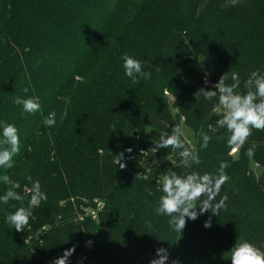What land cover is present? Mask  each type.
Instances as JSON below:
<instances>
[{"label": "trees", "instance_id": "16d2710c", "mask_svg": "<svg viewBox=\"0 0 264 264\" xmlns=\"http://www.w3.org/2000/svg\"><path fill=\"white\" fill-rule=\"evenodd\" d=\"M124 53L142 61L148 80L133 84L123 75ZM255 69L264 72V0H0V119L14 123L21 138L14 166L4 171L21 185L15 191L24 204L27 176L47 195L19 231L4 216L21 201L0 204V264H52L69 248L68 264H149L161 248L165 264H230L236 239L264 247V130L252 129L230 157L226 130L216 126L219 107L202 90L215 91L235 71L242 93ZM17 96L39 97L40 110L22 114ZM50 111L56 124L45 127ZM182 122L218 141L222 159L215 152L211 170L194 168L211 173L228 161L220 190L228 199L216 216L197 206L181 234L166 219L173 238L165 243L167 235L163 242L155 236L159 224L147 200L159 197L154 185L164 171L179 170L178 154L153 149L159 128ZM191 145L200 155L199 141ZM253 164L263 168L260 176ZM9 187L0 184V195ZM95 201L105 203L99 219L77 220ZM151 225L146 238L142 227Z\"/></svg>", "mask_w": 264, "mask_h": 264}, {"label": "clouds", "instance_id": "9594fccd", "mask_svg": "<svg viewBox=\"0 0 264 264\" xmlns=\"http://www.w3.org/2000/svg\"><path fill=\"white\" fill-rule=\"evenodd\" d=\"M235 4L236 0H232ZM123 75L133 84L141 79L148 80L151 73L144 70L142 61L133 55L124 53L120 56ZM78 78V77H77ZM231 79V84L225 81ZM239 74L235 71L223 74L215 83V91L203 90L206 100L215 98L216 105L223 109L216 126L226 130V146L229 155L242 147L252 134V129L264 130V72L259 69L252 70L244 81L245 91L237 92L240 86ZM27 92V89H24ZM13 103L19 105L21 113L34 114L40 108L39 97L17 96ZM56 124V113L50 111L43 119L45 127ZM158 138L155 139L156 149H169L175 151L178 159V171H164L156 180L159 184L160 195L157 199L155 214L167 218V223L172 231L182 233L186 218L195 220L199 214L211 211L212 215L225 206L227 196H221V186L227 181L226 169L230 167L228 161L221 160L214 172L200 173L194 166L199 165L201 160L195 147L186 142L184 131L180 124H174L170 130L168 126L157 130ZM212 137L206 132L199 133V148H207ZM21 151V138L19 130L14 123L0 119V184L10 187L0 195V204H8L9 200L21 201L15 210L4 216V223L11 225L19 231L24 229L32 218V209L38 201L46 200L47 195L41 190L39 179L27 176L31 184V194L27 204L23 203L22 197L15 189L20 188L19 182L10 179L5 169H11ZM255 146L246 150V156H254ZM120 160L122 156H119ZM119 160V161H120ZM119 163V162H117ZM139 175H137L138 177ZM151 195V191L148 190ZM219 196V199H216ZM210 221H206L204 227H210ZM180 236V235H179ZM90 243V242H89ZM74 248L66 249L62 256L55 258L52 264H68V257ZM164 249H157L158 259H153L149 264H165L167 255ZM228 253L230 264H264V247L247 239H236Z\"/></svg>", "mask_w": 264, "mask_h": 264}, {"label": "rangeland", "instance_id": "374dc122", "mask_svg": "<svg viewBox=\"0 0 264 264\" xmlns=\"http://www.w3.org/2000/svg\"><path fill=\"white\" fill-rule=\"evenodd\" d=\"M200 58L198 59H195V63H196V66L198 68V74L199 76L201 77V79L203 80V82L205 83L206 82V85H208L209 83V73L206 72L202 66L200 65ZM212 87V84L210 85ZM169 101H170V106H172L176 100L172 97V94L171 92H169L168 95H165ZM178 112L177 109L175 108H172V113L175 115L176 113ZM184 120V119H183ZM181 127L183 128V131H184V138L190 143V144H194V142L196 141H199V131H194L187 123L185 122H182L181 124ZM218 142V141H217ZM217 142H215L214 140H211L209 141V144L207 146V148H204L202 149V151L200 152V155H199V158L201 160V163L203 164V166L205 168H207L208 170H211L210 168V165L212 163H210V159L212 157V154L215 153V152H218V154H220V156H218V158H221L222 159V152L223 150L220 149L218 151H215V147L217 145ZM230 157L231 156H234L233 158H236L235 156L236 155H229ZM216 162V161H215ZM253 167H254V171H255V174L256 176H260L262 173H263V168L262 167H256L255 164H253ZM229 178V177H228ZM155 188L156 190L159 192V195L161 194L160 193V189H159V184L155 182ZM157 199L158 198H155L153 200H151L150 202L147 200V203L150 205V214L153 218V220L155 221L154 223H156L158 221V224L159 226L156 228V233H155V236L156 238L160 241V242H163V235H167L168 236V240H165V243H167L169 240H171L173 238L172 234L171 233H168L166 232L167 229V225L165 224V221H166V217L164 216H157L155 214V207H156V203H157ZM146 218V217H145ZM154 226H150V227H142V233L143 235L147 238L149 237L150 235L148 234V230L150 229H153Z\"/></svg>", "mask_w": 264, "mask_h": 264}, {"label": "built area", "instance_id": "2783aa9c", "mask_svg": "<svg viewBox=\"0 0 264 264\" xmlns=\"http://www.w3.org/2000/svg\"><path fill=\"white\" fill-rule=\"evenodd\" d=\"M165 94L168 95L167 92ZM222 111L223 109L219 107L218 112L221 113ZM237 152L238 150L233 152L231 155H235ZM104 209L105 203L103 201H95L92 205L83 208L82 211L78 213L77 220L80 222H84L86 219L98 220ZM43 230H46V228H43Z\"/></svg>", "mask_w": 264, "mask_h": 264}]
</instances>
